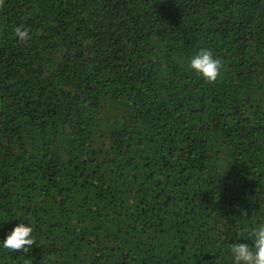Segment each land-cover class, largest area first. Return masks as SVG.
I'll list each match as a JSON object with an SVG mask.
<instances>
[{"label": "trees", "instance_id": "obj_1", "mask_svg": "<svg viewBox=\"0 0 264 264\" xmlns=\"http://www.w3.org/2000/svg\"><path fill=\"white\" fill-rule=\"evenodd\" d=\"M260 223L264 0H3L0 264H234Z\"/></svg>", "mask_w": 264, "mask_h": 264}, {"label": "clouds", "instance_id": "obj_2", "mask_svg": "<svg viewBox=\"0 0 264 264\" xmlns=\"http://www.w3.org/2000/svg\"><path fill=\"white\" fill-rule=\"evenodd\" d=\"M3 0H0V4ZM14 34L21 41L30 39L29 30L22 26L14 29ZM190 67L209 83H214L220 76V70L223 67L222 60L214 58L212 52L207 49H201L190 60ZM247 215V213H244ZM33 228L25 226L23 222L16 225L13 230L3 240V248L19 252H27L35 243L32 238ZM251 245L248 243H236L231 245L230 252L234 259V264H264V223H260L250 232Z\"/></svg>", "mask_w": 264, "mask_h": 264}]
</instances>
